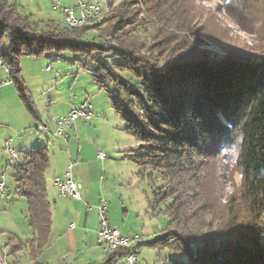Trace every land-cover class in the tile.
<instances>
[{"label":"trees","instance_id":"trees-1","mask_svg":"<svg viewBox=\"0 0 264 264\" xmlns=\"http://www.w3.org/2000/svg\"><path fill=\"white\" fill-rule=\"evenodd\" d=\"M219 1L234 23L264 36V0ZM109 5L99 23L67 29L0 0V60L10 67L23 106L41 122L22 58L75 54L78 68L91 71L101 90L112 86L108 97L124 130L140 142V152L125 159L142 169V179L151 169L164 182L151 208L167 206V233L141 242L139 254L143 247L170 248L186 259L172 264H264V52L247 56L230 49L221 57L208 49L201 35L209 17L197 0ZM210 33L224 42L221 33ZM20 156L11 168L16 193L28 203L30 256L33 264H48L38 259L53 229L50 152L33 148ZM226 175H237L240 184L223 202L219 182ZM25 248L19 244L12 253ZM129 255L118 248L90 264H118Z\"/></svg>","mask_w":264,"mask_h":264},{"label":"rangeland","instance_id":"rangeland-1","mask_svg":"<svg viewBox=\"0 0 264 264\" xmlns=\"http://www.w3.org/2000/svg\"><path fill=\"white\" fill-rule=\"evenodd\" d=\"M22 1L27 3V0ZM121 1L114 0L116 5ZM197 3L209 17L208 21L206 20L208 38L206 34L201 35L208 44V49L221 57H225L230 49L245 53L247 56L263 54L264 36L261 31L255 36L234 23L221 9L223 2L219 0H197ZM48 8L51 10L50 7ZM213 31L221 33L224 42L209 38L213 35L210 32ZM94 35L95 33H90L89 39ZM9 38L10 35L6 37L5 42L8 43ZM76 57L70 52L62 54L51 52L40 58L27 56L22 58L23 78L34 97L41 122H36L25 109L14 85L0 89V93L6 92L5 100L0 102V113L4 117L10 113L13 116L12 123L22 126L29 124L20 132V136L17 135L19 130L13 131V147L16 150H23L25 140L31 138L30 146H25L26 150L48 148L52 161V167L48 171L49 176L54 175L52 171H57L61 178H65L69 164L72 162L74 164L72 180L78 184L82 183L84 189L81 190V200L67 197L70 210H75L77 214L80 211L89 212L88 206H90L93 208V213H88L87 216L95 217L98 215L97 207L100 200L105 199L109 205L110 224L115 222L123 236H139L143 237L146 243L152 242L167 233L169 223L166 205L151 208L154 191L164 185L162 176L151 169H146V178L142 179L139 176L142 169L134 162L125 159L127 155L140 152V142L133 135L125 132V123L116 113L108 97V92L113 90L112 86L109 85L101 90L91 71L78 68ZM47 67L50 68L49 72L46 71ZM86 101L92 105L94 115L92 119L81 120L76 124L77 131L75 130L73 135H76L80 141H76L75 138L71 143H67L50 132L37 129L42 122L51 125L53 129L52 118L63 116L67 113L65 109L77 108ZM3 143L4 141L0 142V163L6 166ZM101 152L106 154V159L99 158ZM8 168L10 169L6 172V182L11 189V195L4 200L0 208V258H3L7 264H33L29 244L34 239V233L29 227L28 203L16 193L13 170L11 167ZM77 176L83 177L85 182L79 180ZM152 176L156 178L155 183L150 179ZM231 177L232 175L223 176V180L219 182L222 184L223 202L235 193L240 184L237 175L234 179ZM86 195L91 197L90 200L85 198ZM69 216L72 217L70 214ZM92 240L97 242V251L100 254L93 261L100 263L105 257L102 258L103 249L98 243V235L93 236ZM19 242L27 248L12 253L13 248H18ZM139 256L141 264H172L173 259L186 260L185 256L170 248L143 247ZM118 264L127 263L125 260L122 262L120 260Z\"/></svg>","mask_w":264,"mask_h":264},{"label":"built area","instance_id":"built-area-1","mask_svg":"<svg viewBox=\"0 0 264 264\" xmlns=\"http://www.w3.org/2000/svg\"><path fill=\"white\" fill-rule=\"evenodd\" d=\"M32 2L40 0H31ZM54 8H60L65 16L60 22V27L67 29H76L84 26H90L99 23L106 15L110 12V5L105 0H92L84 1L78 0L75 7H69L60 2V0H48ZM47 72L50 68L47 67ZM13 85L11 78V69L2 60H0V89L10 87ZM93 107L89 102L82 103L79 107L71 110L70 112L52 118V127L49 124L41 123L39 128L40 131L50 132L53 135L60 137L63 141L69 143L74 135L73 132L76 130V124L81 120L92 119ZM13 141L7 140L3 147V152L6 155L7 167H11L20 163L21 156L15 147H13ZM99 158L106 159V154L100 153ZM74 164H69L68 172L65 178H57L55 181L58 193L61 197H71L76 200H81L82 185L72 180V171ZM11 195V189L8 187L6 182V171H0V208ZM98 218H99V230L98 243L102 247L105 253H109L118 248H125L130 251L129 257L126 259L127 264H141L139 254V244L144 241L143 237L134 236L128 237L123 236L118 228L112 227L109 221V205L105 199H101L98 207ZM75 224L70 226V229H74ZM0 264H7L5 260L0 258Z\"/></svg>","mask_w":264,"mask_h":264},{"label":"crops","instance_id":"crops-1","mask_svg":"<svg viewBox=\"0 0 264 264\" xmlns=\"http://www.w3.org/2000/svg\"><path fill=\"white\" fill-rule=\"evenodd\" d=\"M10 2L9 0H7ZM78 0H60L62 4L75 7L77 5ZM84 1H92V0H84ZM10 3L18 4L28 15L33 16L36 20L40 18L38 21H42L46 23H54L55 25H59L62 19L64 18V12L57 8L51 6L52 4L48 0H40L32 2L31 0H27V3H23L22 0H13ZM50 7L51 10H48ZM6 92L0 93V102L5 100ZM75 109V107H71L69 109H65L66 112H70ZM66 114V113H65ZM15 117V116H14ZM13 116L8 113L7 117H4L2 113H0V142L4 141L3 144L9 140L13 141L12 136L14 135L13 131L19 130L17 135L20 136V132L24 130L27 125H18L15 122L12 123ZM83 121V120H82ZM80 122V121H79ZM77 131V129H76ZM73 139L69 142L71 143L76 138V141H80L76 135H74ZM25 146H30L31 138H27L24 142ZM69 145V144H68ZM27 148V147H26ZM23 149V150H24ZM30 149V147H29ZM23 150H17L21 152ZM26 150V149H25ZM52 167V161L50 159V167L46 173V182H47V194L49 201L53 206L52 211V223L53 229L50 237L49 244L45 248L43 254L39 257L38 261L40 263H48V264H61L66 261L71 264H90L96 263L95 257L100 256L98 250L97 239L94 242L93 236L97 235L99 229V219L98 215L95 217L87 216L88 213H93V208L88 206L89 212H77L75 210H70V203L67 202L65 197H61L58 193L55 181L57 178H61L57 171H52V176H49V170ZM10 168L6 166H2L0 163V171L8 172ZM89 169V168H88ZM80 178L79 180L85 179L83 177L77 176ZM82 182V181H79ZM80 184V183H79ZM82 185V183H81ZM82 186V190H83ZM87 199L90 200V196L86 195ZM72 215L71 216H69ZM73 218V219H71ZM75 224L76 227L74 229H70V226ZM112 227L117 228L116 223H111ZM125 234V233H124ZM22 244V243H18ZM102 258L105 257V254L102 250ZM100 258V257H99ZM32 260V259H31ZM19 261V260H18ZM33 261V260H32ZM34 263V261H33ZM19 264V263H18Z\"/></svg>","mask_w":264,"mask_h":264}]
</instances>
